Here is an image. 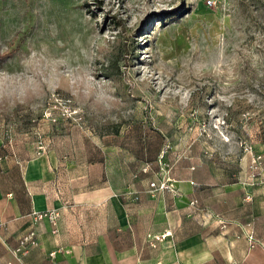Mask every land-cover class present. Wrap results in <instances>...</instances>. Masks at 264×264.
Segmentation results:
<instances>
[{
    "label": "rangeland",
    "instance_id": "rangeland-1",
    "mask_svg": "<svg viewBox=\"0 0 264 264\" xmlns=\"http://www.w3.org/2000/svg\"><path fill=\"white\" fill-rule=\"evenodd\" d=\"M37 156L67 223L130 244L164 196L210 264L264 247V0H0V161Z\"/></svg>",
    "mask_w": 264,
    "mask_h": 264
},
{
    "label": "crops",
    "instance_id": "crops-1",
    "mask_svg": "<svg viewBox=\"0 0 264 264\" xmlns=\"http://www.w3.org/2000/svg\"><path fill=\"white\" fill-rule=\"evenodd\" d=\"M56 178L57 173L43 156L23 163L20 158L0 161V264H47L50 260L56 264H210L214 261L211 241L204 229L182 232V216L173 217L172 210L165 208L164 196L157 198L154 206L155 215L163 217L162 227L152 229L130 244H122L118 235L107 229L95 231L84 224L67 223L66 212L54 189ZM81 201H109L118 222L125 221L124 204L108 191L87 193ZM49 211H57L59 215L54 220L46 215L35 218L36 213ZM31 230L36 232L37 244L15 254L13 249L19 238ZM248 234H242L243 242L237 240L243 247L232 249L235 256L228 251L230 264H264V247L258 245L254 235L255 243L251 246ZM158 235L164 236L154 240ZM52 251L54 258L50 256Z\"/></svg>",
    "mask_w": 264,
    "mask_h": 264
},
{
    "label": "built area",
    "instance_id": "built-area-1",
    "mask_svg": "<svg viewBox=\"0 0 264 264\" xmlns=\"http://www.w3.org/2000/svg\"><path fill=\"white\" fill-rule=\"evenodd\" d=\"M169 187V182H155V181H151L149 182V190L148 192L154 196V194L156 192H158V190L161 189H167ZM134 198H138L137 194L133 195ZM48 216L49 219L54 220L59 213L56 211H49V212H38L35 214V218L36 219H41L43 216ZM2 226V222L0 221V227ZM53 231H56V228H54ZM167 234H169L170 232H166ZM165 235V234H164ZM164 235H158V236H154L153 239L154 240H160L161 238H163ZM248 240L250 242L251 246H254L255 243V239L253 237L252 234H248L247 235ZM37 244V239H36V232L34 230H31L30 232L24 234L23 236H21L18 240V244L15 246V248L13 249L15 254H19V253H23L28 246L31 245H36ZM152 245H154V243L152 242ZM50 256L51 258H54L55 256V251L50 252ZM3 264H11L10 262H4ZM47 264H56L53 260H50Z\"/></svg>",
    "mask_w": 264,
    "mask_h": 264
}]
</instances>
